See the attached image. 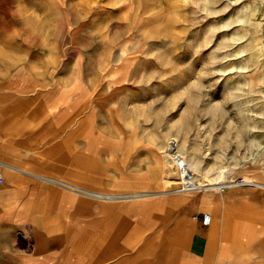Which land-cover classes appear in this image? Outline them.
Segmentation results:
<instances>
[{"label": "rangeland", "instance_id": "obj_1", "mask_svg": "<svg viewBox=\"0 0 264 264\" xmlns=\"http://www.w3.org/2000/svg\"><path fill=\"white\" fill-rule=\"evenodd\" d=\"M174 2L170 27L169 0H0V117H72L75 109L78 117L92 109L122 117L137 136L130 166L160 172L157 190L137 191L217 182L226 183L219 192L230 184L264 190V19L256 1ZM188 105L216 107L215 116L184 117ZM167 144L188 160V175L179 176ZM107 161L91 160L92 191H110L119 178ZM106 200L91 195L92 211Z\"/></svg>", "mask_w": 264, "mask_h": 264}, {"label": "crops", "instance_id": "obj_2", "mask_svg": "<svg viewBox=\"0 0 264 264\" xmlns=\"http://www.w3.org/2000/svg\"><path fill=\"white\" fill-rule=\"evenodd\" d=\"M102 112L0 117V264H264V190L151 192L160 172L130 166L137 136ZM104 154L119 178L92 191Z\"/></svg>", "mask_w": 264, "mask_h": 264}, {"label": "bare ground", "instance_id": "obj_3", "mask_svg": "<svg viewBox=\"0 0 264 264\" xmlns=\"http://www.w3.org/2000/svg\"><path fill=\"white\" fill-rule=\"evenodd\" d=\"M175 0H169V6H168V12H170V13H173L172 15H170L169 16V25H171L170 27H172L173 25L172 24H174L175 23V20H178V19H175V17H174V14L175 13H177L176 11H175V7H174V2ZM209 3H212V0H207ZM256 1V10L258 11V16L260 15V19L259 20H263L264 19V0H255ZM194 12V11H193ZM212 12V11H211ZM189 14V13H188ZM186 15V14H180V17H179V19L182 21V22H184L183 24H186V23H189V24H193V21H192V19H190L188 16L189 15ZM197 23V22H196ZM165 28H166V26H165ZM184 29H185V27H183ZM183 28H181L180 30H179V33H181V32H183ZM188 32V31H187ZM169 34H168V38H170V40L171 41H175L176 40V34H174L172 31H170V29H169V32H168ZM179 33H177V34H179ZM184 33V32H183ZM186 35V34H185ZM172 36V37H171ZM172 38V39H171ZM175 46V45H174ZM176 48L178 49V46H176ZM176 49V50H177ZM196 53V52H195ZM197 53H198V55L200 54V50H198L197 51ZM178 55H179V53H178ZM182 62H183V60H182ZM169 63H172L170 60H169ZM185 67H186V64H185ZM199 83L197 84L198 85V88H201V87H203L204 86V83H205V81H202V80H200V78H199ZM208 81V83H210L209 82V80H207ZM212 84H213V82H212ZM215 111H216V107H212V106H206V107H198V108H191V106H189L188 105V108H187V110L185 111V113H184V117H199V116H201L202 117V115H205V114H208L209 115V117H214L215 116ZM187 127V126H186ZM185 129V128H184ZM172 145H173V143H170V146L172 147ZM168 144L166 145V148H165V153H166V155H167V157H168V159H170V157L172 156L171 155V153H175V154H177L178 155V153H176L175 151H174V146H173V148H171ZM183 148V147H182ZM184 149V148H183ZM183 149H181L180 148V150H183ZM184 151H185V149H184ZM171 155V156H170ZM185 161L188 163V160L187 159H185ZM178 173H179V176H181V177H184V176H186V175H188L189 174V172H188V169H184L183 171H182V173L180 172V170H179V168H178ZM242 181V180H241ZM220 183V182H219ZM227 183H229V182H227ZM226 184V183H225ZM224 184V185H225ZM219 184H218V182L217 183H215V184H210V186H208V187H215V186H218ZM224 185H219L218 187H222V186H224ZM184 186V185H183ZM201 185H197V186H195V187H193V188H196V187H200ZM185 188L186 189H189V187L188 186H186L185 185Z\"/></svg>", "mask_w": 264, "mask_h": 264}, {"label": "built area", "instance_id": "obj_4", "mask_svg": "<svg viewBox=\"0 0 264 264\" xmlns=\"http://www.w3.org/2000/svg\"><path fill=\"white\" fill-rule=\"evenodd\" d=\"M171 156V155H170ZM170 158L173 159L174 164L176 166H178L180 172L182 173V171L184 169H188V163L185 161V159L183 158L182 155H180V157H175L174 155H172ZM2 182V177L0 176V183ZM224 186H222L220 188L223 189ZM179 190H188L185 188V186H183V184L180 186ZM201 222L203 225H208L210 222V214L209 213H202V217H201Z\"/></svg>", "mask_w": 264, "mask_h": 264}]
</instances>
